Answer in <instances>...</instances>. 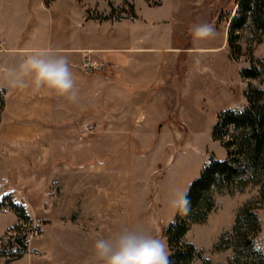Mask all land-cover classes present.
<instances>
[{"label": "rangeland", "instance_id": "rangeland-1", "mask_svg": "<svg viewBox=\"0 0 264 264\" xmlns=\"http://www.w3.org/2000/svg\"><path fill=\"white\" fill-rule=\"evenodd\" d=\"M79 1H83L81 8V4L84 8H94L88 11L90 17L111 12L109 0ZM162 1L164 4L161 0H149L148 3L154 5L149 7L147 0H135L143 16L168 18L173 25L168 40L167 35H159L155 40H167L166 43L149 44L159 49V55L148 60L154 64V76L157 77L159 66L164 62L163 56L179 53L167 89L159 86V90L153 92L160 95L163 102L151 101L146 108L147 121L142 108L137 114H132L131 108H118L120 114L110 118L117 109H108L99 103L98 92L91 94L89 108L81 107L80 97L75 107L59 108L49 91L14 93L8 98L5 93L0 135V200L10 195L25 207L34 221L28 253L10 264H96L92 252L95 240L113 236L123 227L141 226L151 235L167 241L164 229L176 215L170 205L172 195L188 189L211 158L226 159V149L213 139L212 129L224 110L239 111L247 106L246 91L250 86L264 89V77L241 75L244 68L264 59V36L257 42L245 33L241 55L233 59L227 38L237 0ZM74 3L75 0H57L49 9L44 7L43 0H0V47L3 34L10 42L18 41L26 28L21 25L25 21L27 26L30 13L37 19V44H51L47 40L53 30L52 18L69 10ZM159 4L163 5L156 6ZM130 5L133 4L121 3L115 14L121 16L120 19L132 18ZM78 10L79 7L77 12H80ZM17 17L18 24L14 26L13 20ZM203 22L214 25L217 35L214 39L197 42L189 29ZM56 34L54 30V43ZM24 35L31 39L32 27ZM141 44L138 42L133 47L139 48ZM171 47L176 49L169 50ZM97 57L86 55L82 61L81 67L91 79L104 67L113 69L105 58ZM0 59L1 63H21L6 54ZM87 62L98 68L86 70ZM258 66L263 69L262 65ZM87 112L90 119L84 122ZM103 117H109L106 125L109 122L111 125L108 124L107 129L116 122L115 130L120 131L121 138L100 136L98 126ZM62 123H69V127H62L58 132L57 126ZM143 123L146 129L141 132ZM86 127H90L89 132ZM115 153L119 154L114 156ZM83 166L87 172L81 176L78 171ZM87 179L90 194L94 195V186H101V191L106 192L105 201L119 205L120 215L110 219L107 212L105 219L98 220L93 213L96 205L90 204L82 217V210L74 209L75 203L70 200L68 203L62 197L66 192L68 196L70 191L76 192L73 187L68 189L69 181ZM98 194L104 197L102 192ZM258 195V186H248L234 195H217L216 209L205 223L192 226L186 241L203 249L213 264H226L233 255L232 250L216 251L214 245L223 232L232 228L239 209ZM53 196L60 198L58 202L51 200ZM0 210H9L7 214H0V231L7 228L0 232L3 234L16 225L18 219L8 207ZM258 214L264 219V206ZM4 263L1 259L0 264Z\"/></svg>", "mask_w": 264, "mask_h": 264}, {"label": "trees", "instance_id": "trees-1", "mask_svg": "<svg viewBox=\"0 0 264 264\" xmlns=\"http://www.w3.org/2000/svg\"><path fill=\"white\" fill-rule=\"evenodd\" d=\"M52 1L45 0V3L49 5ZM130 6L132 17L135 18L134 6ZM116 10L117 7L111 5L109 14H99L95 18L101 21L120 19L121 16L115 14ZM245 33L251 35L250 40H262L264 0H237L229 20L227 38L233 59L241 55V42ZM241 75L245 78L264 77V59L258 60L250 68H244ZM246 98L248 104L244 109L224 110L212 129L213 139L220 141L226 149V159H210L187 189L190 211L187 215L177 213L174 222L164 229L171 252L170 264H192L197 259L205 264H213L203 249L186 241L185 237L194 224L207 221L217 207V195H234L243 192L248 186L259 187L258 197L239 209L232 228L223 232L214 249L232 250L233 255L226 264H264V259L251 251V240L262 232V224L258 223L261 220L258 210L264 206V89L250 86ZM5 106V91L0 90V131ZM2 207L11 209L18 218L16 225L0 234V260L4 259V264H10L28 253L34 221L25 207L16 203L10 195L0 200Z\"/></svg>", "mask_w": 264, "mask_h": 264}, {"label": "crops", "instance_id": "crops-1", "mask_svg": "<svg viewBox=\"0 0 264 264\" xmlns=\"http://www.w3.org/2000/svg\"><path fill=\"white\" fill-rule=\"evenodd\" d=\"M126 1L133 4L136 14L135 18H113L101 21L99 19H96L95 17L93 18L89 16L88 11L94 8L90 6L84 8V4H81L83 5V8H81L80 3H82L83 1L80 2L79 0H75L74 5L69 8V10L60 12L56 14L54 18H52L53 30L49 32L47 40V42H51V44L47 45L37 44V38L39 37L37 31L38 26L36 23L37 19L34 13H30L27 18V26L25 24V21L21 25V27L25 26L26 28H24V30H22V32L20 33L18 41L16 39H13L10 42L7 40V37L4 36V34L2 35L3 40L0 47V57L3 54H6L12 57H16L17 61L22 62V60L28 53L39 48H50L54 51L62 53L68 57L70 67L75 73L76 84L77 88L79 89L78 97L81 98L80 105L82 108H89L91 94H93V92H98V96L100 98L99 103H102V105L108 109H117L112 112L114 116L110 118L114 119L116 115L120 114V110H118V108H131L133 111L132 114H137L138 109L142 108L147 121L148 116L146 108L154 99L161 100V96L154 95L153 92L158 91L159 86L166 87V85L171 82L170 77H172L173 75V68H175V61L178 58L179 53H170V56H163L164 62L159 66L157 77H155L154 64H152V62L148 63V60H154L156 56L159 55V49H155L153 48V46L150 47L149 44L159 45L166 43L170 34L172 33V29H170V27H173V25L172 23H170V19L168 18L150 19L147 16H143L138 10L135 0ZM148 1L149 0H147V5L149 7H154V5H150ZM56 2L57 0H54L49 5H46L45 0H43L44 7L49 9H51V7H53ZM123 2H125V0H120L119 2L109 0L110 7L111 5H113L114 7L120 6ZM162 2L163 1L161 0V3ZM163 4H159L156 6H162ZM78 7L80 9L78 11L80 12H77ZM102 13L109 14L110 11H104ZM18 19L19 17L13 20L14 26H17ZM31 27L32 38L29 39V36H26L24 34H26V31H30ZM153 29L156 30V33ZM54 30L57 31L55 43ZM159 35H167V40L156 42L155 40H157L156 38L159 37ZM138 42H142L141 46L139 48L133 47V45ZM172 49L176 48H169V50ZM155 51L157 53H153ZM86 55L90 56L91 58L94 57V59L98 58L97 56L105 58L109 65H113V69L110 70L104 67L100 69L102 71L95 74V77L91 79L89 73L83 70V68L81 67L82 61ZM5 66L15 67L18 65L10 62L1 63L0 61V68H3ZM166 71L168 72L167 74ZM165 89H167V87ZM4 91L5 93H8L7 98L10 94L12 95L14 93L32 92L30 88L22 90L9 88L4 89ZM52 97L54 98L53 103H55L59 108H70L76 106L75 102L70 101L66 96L61 97L53 93ZM88 114L89 113L87 112L85 117L86 121L84 120V122H89L90 118ZM101 118L102 117L99 116V119ZM106 119L109 120V117H103V121H99L98 129H100V132L102 134L100 136L109 138H121V133H118L120 131L115 130V127L117 126L116 122L114 121L112 123L113 127H108L107 129V125L109 124L110 126L111 123L109 122L106 125ZM2 123L0 135L2 134ZM144 123L141 126V132L145 131L146 129V127H144ZM62 124H59L57 126L58 132H60L62 127H64L63 129H67L69 127V123ZM86 130H88L87 132H89L90 127H86ZM136 130L137 128L134 130V134ZM15 137L16 136L14 135V138ZM129 138L131 139L132 135H130ZM118 154L119 153H115L114 156H117ZM52 169L53 168L51 167V171ZM86 172L87 169H84V166L81 167V170L78 171L81 176H83V174H86ZM53 173H56V168H54ZM44 186H46V182ZM72 187L74 188V191H76L75 194L70 191V196H68L66 192V195H62V197H65V200H68V203H70L69 200L71 201V203H75L74 209L82 210V217L85 210H89L90 204L96 205L95 208H93V213L96 215L95 217L98 220L105 219L107 212L111 215L109 217L110 219H113L114 217H117V215H120L119 210L121 208H119V205H117L116 203H113L112 205L105 201L106 192L105 189L104 191H101V186H94V195L90 194L88 179L86 181L71 180L68 183V189L71 190ZM99 192H102V194H104V197L99 196ZM54 198H52L51 200H54L56 202H58V200L60 199L58 197ZM79 203H81V208ZM111 208H113V210ZM7 213H9V210L7 212H5V210H0V214ZM6 229L0 232L5 231ZM192 264H203V262L199 263V261L196 260Z\"/></svg>", "mask_w": 264, "mask_h": 264}, {"label": "clouds", "instance_id": "clouds-1", "mask_svg": "<svg viewBox=\"0 0 264 264\" xmlns=\"http://www.w3.org/2000/svg\"><path fill=\"white\" fill-rule=\"evenodd\" d=\"M189 31L197 42L217 35L214 25L207 22L195 24ZM9 88H30L34 94L47 90L73 102L79 95L68 57L50 48L28 53L18 66L0 68V90ZM170 205L175 214L187 215L191 207L188 190L175 192ZM173 218L170 222H174ZM258 223L264 225V219ZM251 251L264 259V234L251 240ZM92 252L96 264H170L171 255L166 240L151 235L141 226L123 227L113 236L97 238Z\"/></svg>", "mask_w": 264, "mask_h": 264}, {"label": "built area", "instance_id": "built-area-1", "mask_svg": "<svg viewBox=\"0 0 264 264\" xmlns=\"http://www.w3.org/2000/svg\"><path fill=\"white\" fill-rule=\"evenodd\" d=\"M84 68L89 71V70H93V69L98 68V67H96V65H94V63L87 62L86 64H84Z\"/></svg>", "mask_w": 264, "mask_h": 264}]
</instances>
